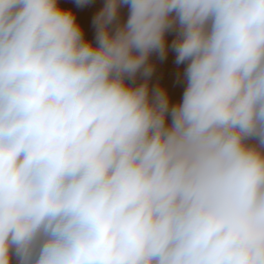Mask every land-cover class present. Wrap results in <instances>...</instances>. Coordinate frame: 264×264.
Wrapping results in <instances>:
<instances>
[{
  "label": "clouds",
  "instance_id": "obj_1",
  "mask_svg": "<svg viewBox=\"0 0 264 264\" xmlns=\"http://www.w3.org/2000/svg\"><path fill=\"white\" fill-rule=\"evenodd\" d=\"M75 9L0 0V264H264V0Z\"/></svg>",
  "mask_w": 264,
  "mask_h": 264
},
{
  "label": "bare ground",
  "instance_id": "obj_2",
  "mask_svg": "<svg viewBox=\"0 0 264 264\" xmlns=\"http://www.w3.org/2000/svg\"><path fill=\"white\" fill-rule=\"evenodd\" d=\"M103 2L104 0H92L90 6L81 9H75V0H60L62 6L66 8H74L76 10L77 18L85 27L86 37L90 39L93 38L95 34V29L92 23L93 17L96 10L102 5ZM126 15L127 13L123 10L122 18H126ZM151 60L156 65L152 77V84L155 85L157 81L162 83L168 89L171 103H176L180 100L183 94V86L181 84L183 79L182 76H175L174 78L177 79L174 81V78H171L172 73L176 75L178 70L182 68L181 66H177L175 63V53L170 49L167 56L163 60H160L155 55L151 58ZM169 61L171 62V64H169ZM180 73H182V71H180Z\"/></svg>",
  "mask_w": 264,
  "mask_h": 264
},
{
  "label": "rangeland",
  "instance_id": "obj_3",
  "mask_svg": "<svg viewBox=\"0 0 264 264\" xmlns=\"http://www.w3.org/2000/svg\"><path fill=\"white\" fill-rule=\"evenodd\" d=\"M124 11L127 13V11H126L125 9H124ZM170 36H171V37H170ZM168 38H169V44H170V43H171V40L173 39V35H169ZM169 64H171L170 61H169ZM181 67H182V68L179 69L178 72H177L178 74H177V73H176V75H174V73L171 74V75H172L171 78H174L175 76H179V77L181 76V75H180V74H181L180 71H183V67H184V66L181 65ZM176 79H177V78H176ZM176 79L174 78L173 81L176 80ZM182 79H183V78H182ZM184 83H185L184 80H182V82H181V84H182V86H183L182 92H183V90H184V87L186 86Z\"/></svg>",
  "mask_w": 264,
  "mask_h": 264
}]
</instances>
